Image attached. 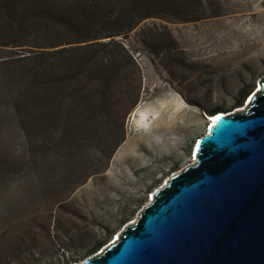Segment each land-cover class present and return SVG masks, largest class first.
<instances>
[{"label": "rangeland", "instance_id": "374dc122", "mask_svg": "<svg viewBox=\"0 0 264 264\" xmlns=\"http://www.w3.org/2000/svg\"><path fill=\"white\" fill-rule=\"evenodd\" d=\"M201 7L195 10L203 15L199 20L150 18L116 37L140 65L143 90L127 116L125 140L108 167L85 183L82 177L119 140L120 118L112 130L103 124L78 132L83 139L76 149L52 146L51 160L28 169L19 164L21 132L10 117L1 119L5 264H71L92 257L137 219L158 188L195 161L194 147L207 133L209 117L247 110V98L264 77V0H203ZM12 52L0 50V58L17 54ZM5 82L0 96L10 94ZM92 149L102 153L94 158Z\"/></svg>", "mask_w": 264, "mask_h": 264}, {"label": "trees", "instance_id": "16d2710c", "mask_svg": "<svg viewBox=\"0 0 264 264\" xmlns=\"http://www.w3.org/2000/svg\"><path fill=\"white\" fill-rule=\"evenodd\" d=\"M202 5L203 0H0V50L17 52L0 58V81L10 87L8 96H0V121L10 117L21 132L19 164L44 166L55 156L52 146L76 149L83 139L78 132L103 124L112 130L120 118L119 140L81 183L104 171L125 140L127 116L143 90L140 65L116 37L150 18L199 20ZM101 153L90 152L94 158Z\"/></svg>", "mask_w": 264, "mask_h": 264}, {"label": "water", "instance_id": "95a60500", "mask_svg": "<svg viewBox=\"0 0 264 264\" xmlns=\"http://www.w3.org/2000/svg\"><path fill=\"white\" fill-rule=\"evenodd\" d=\"M260 87L247 110L214 113L195 161L77 264H264V77Z\"/></svg>", "mask_w": 264, "mask_h": 264}, {"label": "bare ground", "instance_id": "6f19581e", "mask_svg": "<svg viewBox=\"0 0 264 264\" xmlns=\"http://www.w3.org/2000/svg\"><path fill=\"white\" fill-rule=\"evenodd\" d=\"M260 90H261V87H259V89L256 90V94L259 93ZM248 101H249V100H248ZM250 103H251V102H250ZM250 103L247 102V103H246V106H247V105H250ZM247 108H248V107H247ZM243 110H246V109H245V108L238 109L235 113H237V112H242ZM229 114H231V113H229ZM214 116H215V115H212L211 117H214ZM213 120H214V119H213ZM135 127H136V126H135ZM201 137H202V136H201ZM201 137H199V138H201ZM199 138H198V139H199ZM192 160H195V157H193ZM71 264H77V263L73 262V263H71Z\"/></svg>", "mask_w": 264, "mask_h": 264}, {"label": "clouds", "instance_id": "9594fccd", "mask_svg": "<svg viewBox=\"0 0 264 264\" xmlns=\"http://www.w3.org/2000/svg\"><path fill=\"white\" fill-rule=\"evenodd\" d=\"M256 90H258V88L256 89ZM250 97L251 96H249L248 98H247V100H246V103L248 102V100L250 99ZM215 117H209V123L211 122V121H213V119H214ZM209 123H208V126H209ZM198 142V141H197ZM197 142H196V145H197ZM196 145H195V147H194V150H195V148H196ZM193 154H194V151H193ZM193 157H194V155H193ZM116 237V236H115Z\"/></svg>", "mask_w": 264, "mask_h": 264}]
</instances>
